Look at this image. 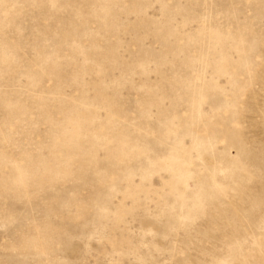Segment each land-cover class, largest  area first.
Wrapping results in <instances>:
<instances>
[{
    "label": "rangeland",
    "instance_id": "obj_1",
    "mask_svg": "<svg viewBox=\"0 0 264 264\" xmlns=\"http://www.w3.org/2000/svg\"><path fill=\"white\" fill-rule=\"evenodd\" d=\"M0 264H264V0H0Z\"/></svg>",
    "mask_w": 264,
    "mask_h": 264
}]
</instances>
